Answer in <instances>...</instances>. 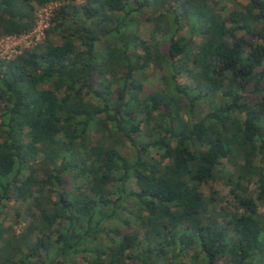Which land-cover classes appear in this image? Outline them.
<instances>
[{
  "label": "trees",
  "instance_id": "obj_1",
  "mask_svg": "<svg viewBox=\"0 0 264 264\" xmlns=\"http://www.w3.org/2000/svg\"><path fill=\"white\" fill-rule=\"evenodd\" d=\"M50 2L0 58V264H264V0H0V36Z\"/></svg>",
  "mask_w": 264,
  "mask_h": 264
},
{
  "label": "rangeland",
  "instance_id": "obj_2",
  "mask_svg": "<svg viewBox=\"0 0 264 264\" xmlns=\"http://www.w3.org/2000/svg\"><path fill=\"white\" fill-rule=\"evenodd\" d=\"M227 3L228 7H231L233 5L230 1H228ZM57 5V3L50 2L45 4L44 6L38 7L35 10V26L30 31L23 33L19 36H0V58H11L21 49L25 47H30L42 41V39L44 38L43 31L46 27H48L52 11L56 8ZM150 29V24L144 23L141 27L142 36H147ZM184 31H186V29ZM177 80L180 83L187 81L184 75L178 76ZM165 86L166 83L161 80V73L154 70L145 82L143 93L147 94L157 89H165ZM196 110L197 111L194 112L195 114H188L186 112H183V115H185L186 113V118H190L192 117V115H194V119H198L199 115H204L209 110V105H207L205 102H201V104L197 106ZM224 166L229 171L231 169H234L228 162H225ZM224 180V177H217L212 183H210V185L205 183L202 184L201 189L206 194H209L212 190H216L219 195L224 197L223 204L230 206L232 204V197L229 194V187L225 184ZM251 189L255 191L254 196H256L257 189L255 180L251 183ZM11 203L13 202L11 201ZM11 203L4 210V213L10 219L12 218L14 213V209L12 208ZM259 212L264 214V204H259ZM22 227L23 223H20L18 226L16 225L15 228L17 231H20Z\"/></svg>",
  "mask_w": 264,
  "mask_h": 264
}]
</instances>
